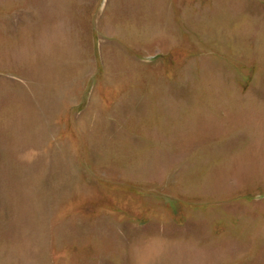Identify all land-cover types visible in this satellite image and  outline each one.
Listing matches in <instances>:
<instances>
[{"label": "rangeland", "instance_id": "374dc122", "mask_svg": "<svg viewBox=\"0 0 264 264\" xmlns=\"http://www.w3.org/2000/svg\"><path fill=\"white\" fill-rule=\"evenodd\" d=\"M0 264H264V0H0Z\"/></svg>", "mask_w": 264, "mask_h": 264}]
</instances>
